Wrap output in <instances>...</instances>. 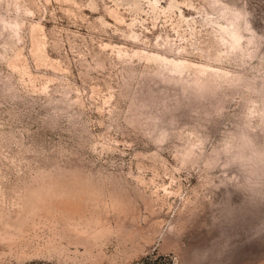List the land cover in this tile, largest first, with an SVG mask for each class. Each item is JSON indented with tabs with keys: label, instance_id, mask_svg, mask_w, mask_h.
I'll return each mask as SVG.
<instances>
[{
	"label": "rangeland",
	"instance_id": "rangeland-1",
	"mask_svg": "<svg viewBox=\"0 0 264 264\" xmlns=\"http://www.w3.org/2000/svg\"><path fill=\"white\" fill-rule=\"evenodd\" d=\"M0 264H264V0H0Z\"/></svg>",
	"mask_w": 264,
	"mask_h": 264
},
{
	"label": "bare ground",
	"instance_id": "bare-ground-1",
	"mask_svg": "<svg viewBox=\"0 0 264 264\" xmlns=\"http://www.w3.org/2000/svg\"><path fill=\"white\" fill-rule=\"evenodd\" d=\"M234 36V38H236V35H233Z\"/></svg>",
	"mask_w": 264,
	"mask_h": 264
}]
</instances>
